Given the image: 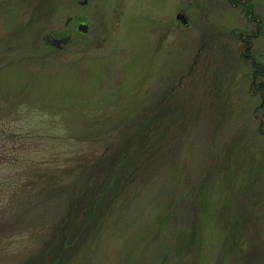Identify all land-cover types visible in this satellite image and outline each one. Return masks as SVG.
<instances>
[{"label":"rangeland","instance_id":"obj_1","mask_svg":"<svg viewBox=\"0 0 264 264\" xmlns=\"http://www.w3.org/2000/svg\"><path fill=\"white\" fill-rule=\"evenodd\" d=\"M81 1L0 0V264H264V0Z\"/></svg>","mask_w":264,"mask_h":264},{"label":"trees","instance_id":"obj_2","mask_svg":"<svg viewBox=\"0 0 264 264\" xmlns=\"http://www.w3.org/2000/svg\"><path fill=\"white\" fill-rule=\"evenodd\" d=\"M230 3L235 4V2L240 1V0H228ZM182 97V96H181ZM184 99V97L181 98V101ZM148 112V111H147ZM159 112L161 114V117L165 116V111L164 107H161ZM160 116V115H158ZM157 117V116H156ZM155 117V118H156ZM154 118V119H155ZM156 119L153 120V122L150 121V119H141V121L138 123L140 127L136 129V131L133 133L131 137L128 136L127 141H130V144L134 145V148H127L124 150V152L121 153V160L118 163V166L115 168L114 167V173L115 179H113L112 188L116 194L121 193L123 187H125L127 182H130V173L134 174L135 170L137 169V166L141 165V162L144 161H150V160H157L158 154H160V151L163 149V146H165L164 142L161 140L162 135L160 134L161 130H163L164 127L167 126V123H161V120ZM158 121V122H157ZM162 126V127H161ZM261 127V126H259ZM167 128V127H166ZM133 141L135 144H133ZM129 143V142H128ZM127 143V144H128ZM128 144V145H130ZM126 174V175H125ZM123 186V187H122ZM109 187V186H107ZM122 187V188H121ZM103 191H95V192H90L87 196H85L82 200V206H86L90 199L94 196V199L97 200L98 198H101V193ZM95 200L91 201L92 208L94 206L99 205V202H95ZM85 211V212H80L79 216L78 213L79 211H74L71 214V221L73 223V228L69 227V224L71 221H68V225H63L59 226L58 233L59 237L58 238V243L59 246L62 247L65 245L66 240L67 244L71 243V240H74L76 235H80L82 233V226L86 224L88 220H92L93 216V211ZM72 236V237H71ZM53 247V245H52ZM51 253H53V248L50 249ZM48 254L50 251L47 252Z\"/></svg>","mask_w":264,"mask_h":264},{"label":"water","instance_id":"obj_3","mask_svg":"<svg viewBox=\"0 0 264 264\" xmlns=\"http://www.w3.org/2000/svg\"><path fill=\"white\" fill-rule=\"evenodd\" d=\"M86 2H87L86 0H83V1H81V4L83 5V4H85ZM177 19H180L182 23H186V19L183 17L182 14H178V15H177ZM87 28H88V27H87L86 24H80V25H78V30L81 31L82 33H86V32H87ZM59 42H60V41H56V42L53 43V45H54L55 47H60V46H59Z\"/></svg>","mask_w":264,"mask_h":264}]
</instances>
